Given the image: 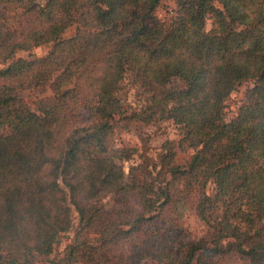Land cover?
I'll return each mask as SVG.
<instances>
[{
	"label": "trees",
	"instance_id": "obj_1",
	"mask_svg": "<svg viewBox=\"0 0 264 264\" xmlns=\"http://www.w3.org/2000/svg\"><path fill=\"white\" fill-rule=\"evenodd\" d=\"M160 1L0 0V264H264V0H172L167 20ZM126 77L145 93L137 108ZM25 88L50 93L34 110ZM163 119L178 136L154 162L114 142Z\"/></svg>",
	"mask_w": 264,
	"mask_h": 264
},
{
	"label": "rangeland",
	"instance_id": "obj_2",
	"mask_svg": "<svg viewBox=\"0 0 264 264\" xmlns=\"http://www.w3.org/2000/svg\"><path fill=\"white\" fill-rule=\"evenodd\" d=\"M217 5V3L215 2ZM172 0H161L156 8L157 15L164 20L172 14L173 10ZM76 23L72 22L69 24L61 33L62 36H69L73 33ZM210 27V19H206L205 28ZM50 43L40 44L30 50L19 49L16 51L15 55L26 56L28 54L42 55L49 48ZM250 85L249 81H243L242 83L235 86V88L229 93V95L224 100V112L223 117L225 120L229 119L236 111L238 105L240 104L242 94L244 89ZM50 90L46 88L43 91H39L33 88H25L21 90V94L28 103V105L36 110L35 99L39 96L49 94ZM121 98L124 100L126 106L129 108H137L143 103L145 93L142 88L130 81L128 77L122 80L120 89ZM178 136L177 126L170 119H163L158 122L146 125L138 132L133 129L125 130L124 128H118L114 132V142L118 146H134L137 148L138 153L142 154L148 163L157 160V153L160 150V144L164 139H176ZM192 151L191 148L186 150L176 151V161L182 163L183 160ZM138 161V155L135 153L133 156L123 162L124 170H127V166L131 163ZM208 191L211 189V184L207 185ZM111 203L108 197L102 199ZM70 216L72 220V225L68 231L61 234L59 240L53 244V249L51 255L59 254L65 243H67L75 229L76 225V212L71 207ZM182 221L184 226L189 230L192 237H196L201 234L203 230V225L194 214L192 209H187L182 214ZM220 264H248L245 258L239 257L235 253H228L223 255L218 259ZM151 264V263H148ZM194 264V263H192Z\"/></svg>",
	"mask_w": 264,
	"mask_h": 264
}]
</instances>
